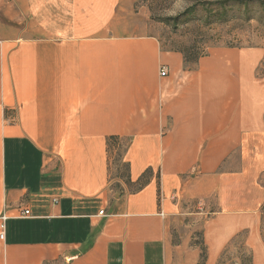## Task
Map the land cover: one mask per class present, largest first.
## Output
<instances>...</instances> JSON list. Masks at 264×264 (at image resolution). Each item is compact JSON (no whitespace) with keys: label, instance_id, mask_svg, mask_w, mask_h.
Masks as SVG:
<instances>
[{"label":"crops","instance_id":"crops-1","mask_svg":"<svg viewBox=\"0 0 264 264\" xmlns=\"http://www.w3.org/2000/svg\"><path fill=\"white\" fill-rule=\"evenodd\" d=\"M136 3L0 0V264H264V45L188 61Z\"/></svg>","mask_w":264,"mask_h":264},{"label":"rangeland","instance_id":"rangeland-1","mask_svg":"<svg viewBox=\"0 0 264 264\" xmlns=\"http://www.w3.org/2000/svg\"><path fill=\"white\" fill-rule=\"evenodd\" d=\"M136 7L147 33L164 46L182 48L193 56L205 54L212 46L264 45V0H137ZM260 236L264 249V209ZM198 237L202 243V234ZM246 237L233 241L216 264H258L254 256L258 248L248 245ZM201 248L198 264H206V246Z\"/></svg>","mask_w":264,"mask_h":264},{"label":"trees","instance_id":"trees-1","mask_svg":"<svg viewBox=\"0 0 264 264\" xmlns=\"http://www.w3.org/2000/svg\"><path fill=\"white\" fill-rule=\"evenodd\" d=\"M192 54H190L189 51H186V57L188 59V61H192V60H195L196 57H198V55L196 56H190ZM129 144V140H126V139H121L117 136H111L108 138V146H109V149L112 150V149H117L116 151V155H115V160L117 162L121 161L122 160V155H123V151L126 150L127 146ZM126 166V165H125Z\"/></svg>","mask_w":264,"mask_h":264},{"label":"built area","instance_id":"built-area-1","mask_svg":"<svg viewBox=\"0 0 264 264\" xmlns=\"http://www.w3.org/2000/svg\"><path fill=\"white\" fill-rule=\"evenodd\" d=\"M166 71L162 70V75H165ZM30 213L29 209L24 210V215H28ZM101 213H103V211H101ZM5 222H6V217L2 216L0 218V239H4L5 238Z\"/></svg>","mask_w":264,"mask_h":264}]
</instances>
